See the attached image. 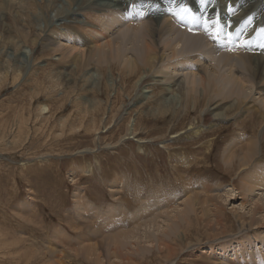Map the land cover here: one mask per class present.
<instances>
[{
	"label": "rangeland",
	"instance_id": "obj_1",
	"mask_svg": "<svg viewBox=\"0 0 264 264\" xmlns=\"http://www.w3.org/2000/svg\"><path fill=\"white\" fill-rule=\"evenodd\" d=\"M27 1L29 0H12L13 6H11L13 8L10 6L11 8L9 7L6 10L0 9L1 16L3 15V17L0 16V33L2 34L0 40V69L7 68V66L11 67L10 69L15 67L23 73L15 82L12 78H8L9 80L0 84V241H4L0 244V251L6 254V256H3V253H0V264H24L25 254L35 251L40 257L37 256L39 259H35L33 264H49L54 259H51L50 251L54 254H62V258L56 261L59 262L58 264H96L93 260L87 259L83 252H80L79 256L76 255L81 248L79 236L83 234L87 236L83 239H86L88 243L96 244L98 253L104 260H109L115 254L112 253L115 246L106 245V239L115 236L117 232L121 233L120 228H125L126 230H122L127 232L128 229L133 230L136 223L141 222V225L144 223L140 227V231L142 230L143 233L153 229L152 227V229L146 227L145 224L150 223L154 218L155 221L158 220L157 222L161 226L162 223L163 226L167 223H173L177 220L175 216H179L180 209L184 208L187 199L192 196H194L192 198L197 197V202L207 200L210 201L209 206H218L217 211L220 215L222 214V224L228 233L238 235L249 230L250 235L264 236V219L261 218V216H264V201L260 202L261 212L256 214L255 217V221H259L257 224L250 214L252 195L241 194L242 179H244L243 175L245 176L246 172L245 174L236 171L234 173L227 172L225 171L227 164L223 161L222 149L233 137L238 135L239 128H246L242 124H247L248 116L238 115L240 113L229 114L227 118H224L225 120H215V117L211 118V115L204 116L208 105L204 108V110L206 109L204 114H201L200 111L196 112L194 108L191 109L192 107H190L191 113L188 117L185 116L186 113L182 110L174 117H171L173 110L166 111V113L165 111L161 112V108H164L162 104L164 100H167V105L173 109L174 106L178 105L177 100L180 98L178 91L161 93L163 87L167 88L169 86L164 80L167 81L166 77L170 72V70L166 71L162 67H155L151 72H146L147 74L144 68L140 67L137 72L138 75L135 73L130 76L124 74V72L121 73L120 65L115 60L107 64L87 60L80 68L81 71H84L83 74L74 71L76 68H74L73 61H69V58L71 59L73 56L67 55L66 57L69 58L65 61L66 57L60 58L62 57L60 55H63V50L59 49L53 54L54 46H51L50 39L45 42L48 45L47 48H49V51L47 50L45 53L39 52L41 49L40 43L32 45L30 41L21 43V49L13 47L11 40H17L15 33L18 34L22 30L21 33H23L26 29L25 32H28L30 39H33L34 33L38 31H44L43 34L49 33V30L53 28L48 26L49 21L59 22L56 21L59 16H55V10L57 9L51 10L50 7L47 8L45 4L38 2H36L37 13L40 12L41 7L44 13L40 12L37 18H31V10L36 13V7L32 6L33 9H28L26 7L28 6ZM212 1L218 3L221 11L227 12V8L224 6L226 0H209L210 3ZM248 1L251 5L256 6L253 10H257L254 20L260 25L264 24V0ZM41 4L42 6H40ZM232 4L227 6H232ZM53 5L50 4L49 6L52 7ZM183 5L189 7L197 16L190 3L187 4L185 1ZM16 6H21L19 15ZM97 9L100 10V8L92 10ZM24 10L27 12L25 13ZM46 12L49 16H45ZM98 14H94L90 20L98 21V18H96ZM122 16L125 20L132 19L130 22L127 21L126 26L118 24L113 26L108 33L106 32L107 35H105L106 39L104 40L109 38V41H117L123 34L122 31L125 32V28L128 35L131 36V33H134L133 28L137 26L140 27V31L144 32H146L147 25L153 26V21L147 16L146 12L144 13V8L138 10L131 7L127 12L124 11ZM226 17L229 18L223 20L227 25H230L229 20L232 18L229 15ZM81 18L86 19L76 12L75 17L70 19L69 24L74 25ZM65 20L62 22H68L67 19ZM143 20L146 21V25ZM198 24L200 28L197 29L196 33L205 32L203 23L199 22ZM54 27L62 30L61 26ZM85 29L89 33L93 32L92 29L89 30V27ZM104 40L102 37L94 41L103 44L105 43ZM204 41L208 44L198 49L197 52L202 54L205 59L203 58L200 63L198 57L194 59L196 71L204 68L206 59H209L207 65H210V69H215L213 59L204 53L213 47L215 40L209 43V39L204 38ZM130 44L127 42V46L130 47ZM221 52L220 49L217 54ZM126 54L133 55L134 51L130 49ZM57 57L60 59L57 60ZM185 68L179 70L180 73L173 74L175 79L177 77L181 80L184 79L185 74L182 71L185 73L188 71ZM31 69L37 71H35L36 76L26 78V73ZM159 70L163 73H160ZM66 73L70 75L68 76ZM142 73L144 74V81L143 79L138 81ZM163 75L166 77H163ZM67 77L70 78V81ZM150 84L153 86V91L145 93L146 90L150 89ZM154 88L156 89L154 90ZM173 94L177 95L176 100L171 99L175 97ZM199 94L197 93V96H199L197 99L200 103L198 104L200 106L208 104L206 96ZM256 94L254 91L251 95ZM257 95L254 97H258ZM251 98L249 100L253 99ZM199 99L201 100L199 101ZM224 103H227V101ZM43 106L48 107V112L42 110ZM145 106L147 108L152 107L150 110L153 112H148L150 114L149 118L145 117L140 120L139 117H144L143 114L148 111V109H144ZM158 107L160 109H157ZM98 109L103 111L106 124L99 128L101 132L96 135L95 131L88 129L89 124L87 122L89 118L87 116L90 110ZM41 111L45 114H41ZM161 114H164L163 116L166 118H163ZM201 115H203V120L199 119ZM130 119L137 120L140 135L126 141H119L127 132V124ZM196 120L199 123L204 121L206 126H211L213 120L215 123H219V127L217 126L216 129L211 131L213 133L210 132V136L207 135L208 137H206V140L214 139L215 146L207 160L202 159L204 151L196 145L192 146L194 140L172 141L173 135L178 137V133L188 131L191 123H193L192 121L196 122ZM243 120H245L244 123ZM181 122L182 124H179ZM99 126L101 125L99 124ZM139 138H146L144 140L146 143L143 145L138 144ZM180 146H185L187 152L190 151L196 155L192 166L183 165L180 162L176 163V158H173L176 153L174 155L169 153V150L171 152L174 149L177 151L176 148ZM141 147H143L142 150ZM199 180H201V183ZM187 186L188 188H186ZM208 187H210V191ZM233 187L236 190L231 196L227 191H231ZM211 191L214 193H211ZM120 192L121 194H119ZM260 193V190L256 191L253 198H259ZM227 197V201L223 200ZM81 198L84 200L86 198V201ZM244 199L248 200L244 202ZM109 205L116 212V216L111 218L110 213L112 211L109 210ZM202 205L200 203L197 207ZM143 206L148 208L147 215L149 213L153 215L147 216L144 214L147 220L144 219L145 216L139 218L136 215V211L138 209L142 210ZM166 208L169 209L163 211ZM156 210L161 211L157 212ZM211 213L199 209L197 214H192L191 223L193 226L189 228L190 231L187 230L188 238H186V241H188L187 239L195 240L199 238L200 242H197L193 248H187L186 245L179 246L175 251L178 252L175 258L173 256L171 257L172 260L164 259L163 264H230L228 259H221L219 252L215 254L208 252V247L212 246L211 239L220 234L223 235L221 225H215L210 221ZM106 217L111 219V222L105 219ZM239 218L244 222L240 223ZM208 224H210V227L207 226ZM58 227H61L63 233L69 236L72 242L66 240V236L56 233L55 229ZM228 235L223 236L228 238ZM61 237L67 242H63ZM3 238L4 240H2ZM8 242L10 243L8 244ZM218 242L221 243L222 240L219 239ZM260 243L262 245V242ZM3 246H6L5 249ZM118 249L122 250L120 253H116L118 256L131 252V247L128 250L122 247ZM21 254H23V258ZM141 257L142 254H136L135 256L137 260H141ZM145 261L141 260L140 264H162L159 256L149 257Z\"/></svg>",
	"mask_w": 264,
	"mask_h": 264
},
{
	"label": "bare ground",
	"instance_id": "obj_2",
	"mask_svg": "<svg viewBox=\"0 0 264 264\" xmlns=\"http://www.w3.org/2000/svg\"><path fill=\"white\" fill-rule=\"evenodd\" d=\"M185 1L187 4L190 3L192 5V7H193L194 11L197 13L198 17L207 18L208 20H212V19L217 18V16H218L221 24L225 25L227 30L231 31L233 34H235L237 29L245 27L246 20L249 17H251L252 23L250 25H247L245 28V31H243L241 33V36L243 39L249 40L252 42L251 46L250 47H239V38H236L232 44H228L226 42L214 41L213 47L206 50L204 53L206 55L210 56L211 59H213V61H214L213 66L215 67V69H210V65H207V62L209 63V59H206V63L204 65V68L196 71L197 68L196 69L194 68V66H195L194 65V61H195L194 59H196V57H198L199 63H200V61L203 60V58H204V56L202 54H199V52H197L198 49L205 47L208 44L204 41V38L209 39V43H212L213 39L208 35V33L206 31L196 33L197 29L200 28L198 23H191L188 21H182V20H180V18L178 16H176L174 14V12L169 11V8L173 7V5H175L176 8H179V6L181 4H185ZM11 2H12V0H0V9L6 10L11 5L13 6V4ZM27 2H26V4H28V6H26V7L28 9H33L32 6L36 7V13H33L31 10V18H33V17L37 18V16H39L40 12L44 13V11L41 9L42 7L41 8L39 7L40 12L37 13L36 2H38V3L45 4L47 6V8L50 7L51 10L57 9V10H55L56 11L55 16H59V17H58V19H56V21H59L61 23L53 22V20L49 21L48 26L53 27L51 30H49L50 34L49 33L43 34L44 31L43 32L38 31V32L34 33L35 36L33 37V39H30L29 33L25 32V31H27L26 29L23 33H21L23 31L22 30V28L24 27L23 26L21 28V30H22L21 32H18V34L15 33V35L17 36V40H15V39L11 40L13 47H16L17 49H21L20 48L22 45L21 43H24L26 41H28V42L30 41L32 45H37L40 43L41 49L39 52L45 53V51H47V50L49 51V48H47L48 45L45 44V42L49 41V39H50V43H52L51 46H54L53 51L50 49L53 52V54L57 50L61 49V50H63L62 51L63 55H60V56H62L60 58H65L67 55L73 56L71 59L69 57H66L65 61L67 58H69V61L72 60L74 63V68H76V69H74V71L79 72V73L82 72L83 74H84V71H81L80 68L83 65V63H85L87 60H93L94 62L96 61L100 64H107L110 61L113 62V60H115L120 65L119 68H121V70H120L121 73L124 72V74L126 73L127 75H130V76H133V74L137 73L138 70H140L139 69L140 67L144 68L145 73L151 72L152 69L155 67H160V68L162 67V68L166 69V71L170 70V72H169L168 77L163 75V77L167 78L166 79L167 81L164 80V82H166L167 86L168 85L169 86L167 88L163 87L161 93L165 94V92L171 93L174 91H178V93H180V98L177 100L178 105L175 103L177 106H174L173 109L171 108V106L167 105L168 104L166 102L167 100L166 101L164 100V102H162L164 108L163 109L161 108V112L165 111V113H166V111L173 110V114L171 117H174V116H177L178 113L182 110L186 113L185 116L188 117V115L191 113L190 107H192L191 109L194 108L196 110V112L200 111L201 114H204L205 110H206V109L204 110V108L208 105V107H206L207 110H206V113L204 114V116L205 115H211V118L215 117L214 118L215 120H218V119L219 120H222V119L225 120L224 118H227L229 116V114L234 115V114L240 113L238 115L248 116L249 119L247 120V124H242V126H245L246 128H244V129L242 127L239 128L240 130L238 132V135L236 137H233L227 143V145L222 149L223 150V161L227 164V166H226L227 169L225 170L227 172L234 173L236 171L240 174H245V172H246V175L245 176L243 175L244 179H242L243 180L242 181L243 187H242L241 194L249 195V196L252 195V198H251L252 199V208L250 209V212H251L250 214H251V217L253 218L254 222L257 224L259 223V221L258 222L255 221V217H256V214L261 212L260 202L264 201V154H263L264 153V137H263V131H264V48L260 47V44L264 43V38L259 37L258 33H259V30L261 28H264V24L260 25V24H258L257 21L254 20L255 19V13L257 12V10L253 11L254 8H256L255 5H251V3H249L248 0H226L225 4H224V6H226V8H227V12H226V11H221V7H218V3L216 1L215 2L212 1V3L208 2L206 6H202L200 3V0H126V1H117V0H91V1L90 0H64V1L63 0H37L36 1V0H29ZM231 3H233L231 7L235 8V13H230L228 11L229 7L227 5H231ZM50 4H52V5L54 4V5L51 7V6H49ZM40 6H42V4ZM20 7L21 6L17 7V9H18L17 14L18 15L21 11V10L19 11ZM131 7H135L138 10L144 8V13L146 12L147 16H149V18H151V20L153 21L152 22L153 26L147 25L148 27L146 28V32L140 31L141 30V29H139L140 27L137 26V27L133 28L134 33H131L132 34L131 36L128 35V31L125 28V32H124V30L122 31L123 34L118 38L117 41L116 40L115 41H111V40L109 41V38L107 40H104V39H106V37H105V35H107L106 32L108 33L109 30H111L113 28V26H115L116 24L122 26V25L127 24V21L130 22V20L132 18L130 20H125L122 15H124V11L127 12ZM95 8H100V10H98V9L92 10ZM22 10H23V7H22ZM80 10H81V12H80ZM100 11H103V12H100ZM24 12H25V10H24ZM76 12L81 14L87 20L81 18L78 20L79 22L78 21L76 22L77 24L75 23L74 25H71V24H69V21L72 17H75ZM24 14H22V15H24ZM94 14H96V15L98 14V16L96 17V18H98V21H96V22L90 20L91 17L93 18ZM112 14H113V16H111ZM131 15H133V14H131ZM225 15L226 16L229 15L230 18H232L231 20H229L230 27H228V25L224 22V20H227L229 18V17H226ZM0 16H1V13H0ZM45 16H49L47 12L45 13ZM1 17H3V15ZM233 17H237V18H233ZM238 17H240V18L238 19ZM65 19H67L68 22H62ZM95 20H97V19H95ZM145 20H143V21H145ZM165 20H167V21H165ZM25 21H27V20H25ZM263 22H264V20H263ZM145 23H146V21L144 22V24ZM132 24H134V23H132ZM54 26H61L62 30H59L58 27L56 28ZM87 27H89V30L92 29L93 34L91 32L89 33V31H86L85 28H87ZM27 28L29 29L28 26H27ZM121 29H124V28H121ZM121 29H120V31H121ZM31 30H32V28H31ZM46 31H47V29H46ZM114 32H116V31H114ZM114 32H113V34H114ZM52 36H54V37H52ZM102 37H103V40L105 41V43L100 44V42L98 43L97 41H94V40L100 39ZM1 39H2V34L0 33V40ZM89 42H90V44H89ZM127 42L131 43L130 47H129V45L127 46ZM130 49L132 51H134L133 55L126 54V52ZM220 49L222 50V52L220 54H217ZM60 58H58L57 60H59ZM63 62H64V60H63ZM179 66H181V67H179ZM183 67H186L185 69L188 70L186 73L184 71H182V73L185 74L184 79L181 80L178 77H177V79H175V75H173V74L174 73L176 74L177 72L180 73L179 70H182ZM10 68L11 67L7 66V68L4 67V68L0 69V84L6 80H9L8 78H12L15 82V80H18L20 75H23L21 70H19L18 68L17 69L15 67H13L12 69H10ZM103 69H104V67H103ZM47 70H48V68H47ZM83 70H85V69L83 68ZM111 70H112V68H111ZM35 71L33 69L28 71V73H26V78H28V76L29 77H32L33 75L36 76ZM114 72H115V70H114ZM159 72L163 73L160 70H159ZM138 74L139 73H137V75ZM104 75H106V74H104ZM143 75L144 74L142 73L140 78H138V81L143 79V77H144ZM103 78H105V77H103ZM67 79L70 81L69 77H67ZM143 81H144V79H143ZM72 82H74V81H72ZM160 82H161V80H160ZM36 83H35V85H36ZM62 83L64 84L65 82H62ZM66 84H67V82H66ZM173 85H175V86H173ZM50 86H52V85H50ZM152 87L153 86H151V84H150V89L146 90L145 93L152 92L153 91ZM155 89L156 88H154V90ZM122 90H123V88H122ZM254 91L258 94V95L256 94L258 96L256 98L254 97L256 95H251V94H253ZM197 93L198 94L201 93V95H205L206 101L208 102V104H206L205 106H200L199 105L200 103L198 102V99H197V97H199L200 94H199V96H197ZM173 95L175 97L174 98L172 97L171 99L176 100L177 95L176 94H173ZM161 97H162V95H161ZM250 97H252V98L254 97V98L253 99L251 98L252 100H249ZM170 100H168V101H170ZM200 100L201 99H199V101ZM204 100H205V98H204ZM225 101H227V103H224ZM92 107H93V105H92ZM76 108H78V107H76ZM151 108L152 107L147 108L145 106L144 109H148V111L146 112V114H143L144 117H139V119L141 120V118L143 119L145 117L149 118L150 114H148V112L149 111L153 112L150 110ZM157 109H160V108L158 107ZM42 110L44 112H48V107L43 106ZM43 111H41V114L42 113L45 114ZM102 112L103 111H101L100 109L90 110L88 112L87 118H89V121L87 122V124H89V126H92L91 128L88 126V129L95 131L96 135L100 134V132H101L99 128H101L102 126H104L106 124L105 115ZM161 115L163 116L164 114H161ZM202 116L203 115H201L199 119H202ZM163 118H166V117L163 116ZM196 119H198V118H196ZM198 120H196V122H194L195 120L192 121L193 123H191L188 131H186L184 133H178L177 132L178 137H177V135H173L174 137H173L172 141L181 142L183 140H187V141L194 140V141H192L193 142L192 146L196 145V146H198V148L200 150L204 151V156L202 159L207 160L208 156L211 154V152L213 151L215 146H214V141H213L214 139L213 140L212 139L206 140V137H208L207 135H209V133L212 130L217 128L219 123H215L213 120L212 121L213 124L211 126H206L204 121H203V123L202 122L199 123ZM187 121H188V119H187ZM236 121H237V119H236ZM244 121L245 120H243V123H244ZM99 124L101 126H99ZM179 124H182V122ZM127 125H128L127 132L121 137V139H119V141L120 140L126 141L128 139L135 138L138 135H140L139 129L137 127V120L136 119L135 120L130 119V121L128 122ZM261 127H263V128L261 129ZM220 130H222V129H220ZM174 131H175V129H174ZM258 132H259V134H258ZM211 133H213V132H211ZM261 138H263V139H261ZM144 140H146V138H139L138 144L143 145L144 143H146ZM155 147H156V144H155ZM184 147L185 146H180V147L176 148L177 151H175V149L172 150V152H171V150H169V153L173 154V155H174V153H176L175 157H173L174 159L176 158V163L180 162L183 165L188 164V166H190V165L192 166V163L194 161V157L196 155L194 153H191L190 151L187 152L186 147L185 148ZM157 148H158V146H157ZM142 149H143V147H141V150ZM198 162L200 163V160ZM136 173H137V171H136ZM142 178H140V179H142ZM119 179H117V180L119 181ZM118 181H117V183H118ZM199 181L201 183V180H199ZM236 186H234V187H236ZM128 187H127V189H128ZM234 187L231 189V191H229V192L227 191V193L231 196L233 195L234 191L236 190V188H234ZM186 188H188V186ZM209 188L210 187H208V189ZM258 190H260V192H261L260 197L259 198H253L254 194H256V191H258ZM135 191H136V189H135ZM199 191H201V190H199ZM209 191H210V189H209ZM186 193L188 194L189 192H186ZM211 193H214V192L211 191ZM119 194H121V192ZM134 194H136V192H134ZM199 195H198V197H199ZM192 197H194V196H192ZM192 197L190 199H187L188 201L186 202V205L185 206L183 205L184 208L182 210L180 209L179 216L178 215L175 216V218L179 222H176L177 220H175L173 223H167L165 226H163V223H162V226H161L157 222L158 220L155 221L154 220L155 218L153 219V217H152L153 220L150 221V219H149L150 223L145 224L146 227H149V228L152 227L153 228V229L151 228L152 230L148 229L149 231H144L142 233V230L140 231V227H142L144 223L141 225V222H140V223H136V224L134 223L136 226L134 228L135 231H134V229L133 230L128 229L127 232H123V230L125 228L124 229L120 228V232L122 231L121 233H118L116 231L117 234H115V236H111L110 238L106 239V242H105L106 245L108 244L109 246L110 245L115 246V249L112 252V253H115L114 255H112L113 260H112V258H110L109 260H104V258L100 255V253H98V246L96 244H93V243H88L86 241V239H83V237L87 238V236H85L84 234L79 236V240L81 241V242H79L81 244L80 245L81 248H80V251H78L76 255L79 256L80 252H83V254L85 255V257L87 259L93 260L96 264H140L141 260L146 262L145 260H148L149 257L152 258L154 256H159L161 259V261H160L161 263L164 262V259L165 260L166 259L172 260L171 257L174 256V258H175V256L178 253L175 251L177 250V248L179 246L183 247V245H186L187 248H193L197 244V242H200L199 238L195 239V240L187 239L188 241H186V238H188L187 230L190 231L189 228H191L193 226V224L191 223L192 222L191 216L193 213L197 214L198 210L200 209L202 211L205 210L207 212L210 211V213L212 212L210 221L215 223V225H221V227L223 228L222 234L224 236L229 234L228 238H225L223 235L220 234L218 236H215L213 239H211L212 246L208 247L209 248L208 252L214 253V254L219 252L221 259H223V260L228 259L229 260L228 262L230 264H264V252H263L264 251V236H260L257 234L250 235L248 233L249 230H246L245 233H240L238 235H236V234L232 235L231 233H228L227 229L222 224V221H223V218L221 217L222 214L220 215L219 212L217 211L218 206L215 207V205L213 204L214 205L213 206L214 209H213L212 206H209L210 201L208 202L207 200H205L203 202H199V201L197 202L196 201V200H198L197 197L196 196H195V198H192ZM122 198L124 199L125 197H122ZM227 199H228V197L223 199V200L227 201ZM82 200H84V199H82ZM138 200H139V198H138ZM246 200H248V199H246ZM246 200L244 199L243 201L246 202ZM84 201H86V198ZM211 202H212V200H211ZM121 203H123V201H121ZM200 203H202L203 205L201 207H197V205L199 206ZM137 204L139 205V203H137ZM157 204H159V203H157ZM75 208H77V207H75ZM167 209H169V208H166L163 211H165ZM109 210L112 211V213H110V215H111L110 218L113 216H116V212L113 211L114 208L110 207V205H109ZM147 211H148V208L146 206H143L142 210L138 209L136 211V215H138L139 218H142L145 216L144 214L147 215ZM158 211H161V210H158ZM149 215H150V213H149ZM149 215H147V216H149ZM241 215H243V214H241ZM154 217H155V214H154ZM261 218L264 219V216H261ZM105 219H108L109 222H111V219H109L108 217H106ZM144 219L147 220L146 216ZM239 222L243 223L244 220H241V218H239ZM261 222H263V221H261ZM130 225H129V227H130ZM111 226H112V224H111ZM207 226L210 227V224H208ZM106 228H108V227H106ZM86 229H88V227H86ZM117 229L119 230L118 226H117ZM77 230H79V229H77ZM55 231H56V233L60 234L61 236L62 235H64V237L66 236V234L63 233V230H61V227L56 228ZM113 232H114V230H113ZM208 236H210V235H208ZM61 238H62L63 242H67L66 240H68L69 242H72V239L70 240L69 236H66V240L63 237H61ZM219 239L222 240L221 243L218 242ZM2 240H4V238ZM132 240H134V241H132ZM3 242L0 241V244H2ZM233 242H235V243H233ZM260 242H262V245H260L261 244ZM9 243L10 242H8V244ZM67 245H69V243H67ZM5 247H4V249H5ZM8 247H9V245H8ZM120 247L125 248L126 250H128L131 247V252L129 251V252L122 254L121 256H118L116 253H120L122 251V250L118 249ZM48 250L50 251V249H48ZM154 251H156V252H154ZM0 253H3V252L0 251ZM147 253H148V255H147ZM46 254H48V253L46 252ZM46 254L44 253V255H46ZM136 254H142L141 260H137L135 258ZM4 255L6 256V254L3 253V256ZM50 255H51V259L52 258H54V259L51 260V262L49 264H58L59 262H56V261H59V259L62 258L61 253L54 254L50 251ZM37 256L40 257L39 255L36 254V251L30 252L29 254L26 253L24 256L25 257L24 264H33L35 259H39V258H37ZM21 257L23 258V254H21ZM144 258H145V260H144Z\"/></svg>",
	"mask_w": 264,
	"mask_h": 264
},
{
	"label": "snow or ice",
	"instance_id": "obj_3",
	"mask_svg": "<svg viewBox=\"0 0 264 264\" xmlns=\"http://www.w3.org/2000/svg\"><path fill=\"white\" fill-rule=\"evenodd\" d=\"M209 0H200L202 6H206ZM169 11L174 12L176 16L180 18L182 21H188L191 23H199L203 22L205 31L208 35L217 42H226L228 44H232L236 38H239V47H250L251 41L245 40L242 38L241 33L245 31L247 25L252 23V18L249 17L245 22V27L239 28L236 30L235 34L231 31H228L225 25L221 24L219 17L208 20L207 18H202L196 16L192 10L186 5H180L179 8H176L175 5L169 8ZM228 11L230 13H235V8L229 6ZM141 15L143 13H140ZM230 27V25H228ZM259 37L264 38V28H261L258 33ZM261 48H264V43L260 44Z\"/></svg>",
	"mask_w": 264,
	"mask_h": 264
}]
</instances>
